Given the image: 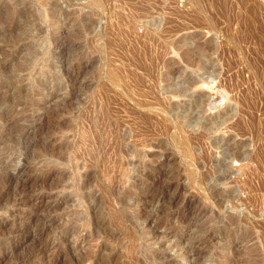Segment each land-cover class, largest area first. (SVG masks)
<instances>
[{
	"label": "rangeland",
	"instance_id": "374dc122",
	"mask_svg": "<svg viewBox=\"0 0 264 264\" xmlns=\"http://www.w3.org/2000/svg\"><path fill=\"white\" fill-rule=\"evenodd\" d=\"M1 222L0 264H264V0H0Z\"/></svg>",
	"mask_w": 264,
	"mask_h": 264
},
{
	"label": "bare ground",
	"instance_id": "6f19581e",
	"mask_svg": "<svg viewBox=\"0 0 264 264\" xmlns=\"http://www.w3.org/2000/svg\"><path fill=\"white\" fill-rule=\"evenodd\" d=\"M171 119V118H170ZM178 129H180V128H178ZM183 130V129H182ZM184 131V130H183ZM182 133V132H181ZM179 135V134H178ZM180 140H181V142L180 143H182L183 144V146L185 147V148H187L188 146H187V141H189V139H188V136L187 135H181V138H180V135H179V137H178ZM188 149V148H187ZM21 169V168H20ZM25 171V170H24ZM17 180H20V183H22L21 184V186H20V192H21V194H20V196L17 198L19 201V203L21 204H27L28 205V203H31V202H33V211H32V219L37 215V210H38V208H40L41 207V202H40V200L39 199H41L42 201L45 199V198H47V197H50V196H52V195H48V194H44L43 192H42V195H38L37 196V194H35L34 192H33V190H31L32 189V186L34 185L33 183V181H32V179L31 178H24V176H23V172H22V174L21 173H18V174H12V175H10V178L8 179V182H9V187L15 182V181H17ZM39 181V180H38ZM14 185V184H13ZM41 192H39V194H40ZM50 194V193H49ZM52 199H54V197H52ZM14 200V199H13ZM48 200H49V198H48ZM47 200V201H48ZM61 200V199H60ZM65 201V200H64ZM48 202H50V201H48ZM18 203V204H19ZM44 203V202H43ZM52 204H50L49 206H47V208H49L50 210H52V209H54V208H58L60 205H61V203L60 202H57V200H54V201H52L51 202ZM31 205V204H30ZM26 206V205H25ZM18 207V206H17ZM21 207H23L22 205H21ZM27 207V206H26ZM25 207V208H26ZM24 208V207H23ZM48 209V210H49ZM31 210V209H30ZM17 212H18V210H17ZM22 214V213H21ZM29 214V213H28ZM20 215V214H19ZM23 215H25V214H23ZM21 217V216H20ZM36 218V217H35ZM20 219V218H19ZM30 220H28V222H26V223H24V227H22L21 225V227H17L16 226V228H15V232L17 233V241H19V242H21V241H26L28 238H29V236L32 234V232H33V234H34V230L32 229V231L31 230H28V228H32L33 226L31 225L32 223L31 222H33V220L31 221V222H29ZM56 221V219L54 218V217H52V218H50V219H48L47 220V222L44 224V225H41L42 226V228L40 227V229H39V231L37 232V233H35V236L37 237V235H39V234H42L45 230H47L49 227H50V225H52V224H49V223H54ZM19 222V221H18ZM24 222V221H23ZM9 222H1V226H4L5 224L7 225ZM21 223H22V221H21ZM14 224V223H13ZM12 224V225H13ZM15 224H16V222H15ZM20 224V223H19ZM35 224V223H34ZM12 227V226H11ZM35 228V227H34ZM36 229H38V227H37V225H36ZM8 231V230H7ZM36 232V231H35ZM4 233V232H3ZM45 233V232H44ZM14 234V233H13ZM43 235V234H42ZM38 238V237H37ZM14 239V238H13ZM15 240V239H14ZM11 241H12V239H11ZM14 242V241H13ZM38 248V247H37ZM45 250V249H44ZM43 252V251H42ZM7 253V252H6ZM46 254V253H45ZM157 256V255H156ZM159 258V257H158ZM157 258V259H158ZM160 260H161V263L160 264H169L171 261L169 260V258H168V256L167 255H164V256H161L160 258H159Z\"/></svg>",
	"mask_w": 264,
	"mask_h": 264
}]
</instances>
